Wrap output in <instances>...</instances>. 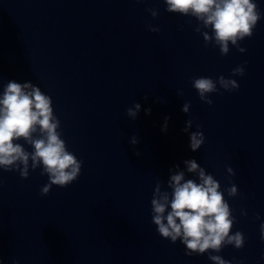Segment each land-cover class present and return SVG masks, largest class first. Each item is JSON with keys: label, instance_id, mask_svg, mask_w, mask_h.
Masks as SVG:
<instances>
[{"label": "clouds", "instance_id": "1", "mask_svg": "<svg viewBox=\"0 0 264 264\" xmlns=\"http://www.w3.org/2000/svg\"><path fill=\"white\" fill-rule=\"evenodd\" d=\"M166 11L183 16L194 17L198 22L195 28L203 36L205 46L212 44L218 47L221 55H227L230 45L239 52L246 51L240 41L250 38L261 19L258 4L254 0H165ZM153 18L158 16L155 9L148 10ZM191 23V20L188 21ZM151 32H159L158 27L148 25ZM209 29L210 31H203ZM211 33V34H210ZM244 67L237 66L232 75L243 76ZM225 91L239 88L236 80L220 76L213 80L209 77L192 79V86L202 102L211 105L210 94L218 92V87ZM178 95H183L179 92ZM147 99V97H145ZM52 98L31 82H7L0 95V168L4 171H17L22 179H27L30 169H41V175H47L48 182L41 187L40 194H49L53 185L64 188L77 180L81 173L82 161L68 151L62 139L61 122L54 114ZM190 103L182 107L188 113ZM141 110L139 103H133L126 109V115L136 119ZM151 114V108L145 109ZM162 128L167 131V121ZM193 121H186L184 132L189 134L190 149L195 152L205 143V136L199 130L189 131ZM24 143H19L18 141ZM130 143H138L134 136ZM24 144L31 146L29 152ZM139 155V153H137ZM185 170L179 165L175 171L170 169L167 189L157 181L151 199L152 223L159 235L175 244L178 240L186 246L185 255L193 256L209 253L213 264H230L220 255L226 246L241 249L245 236L241 231L232 233L237 222L233 210L224 197L238 195L237 186L231 181L230 187L221 191L220 183L212 174L206 172L195 159L185 160ZM186 173L195 179H186ZM229 176L235 172L227 168ZM241 215L247 212L241 210ZM259 219V216H256ZM261 239L264 240V223L260 225ZM15 264V262H14Z\"/></svg>", "mask_w": 264, "mask_h": 264}]
</instances>
